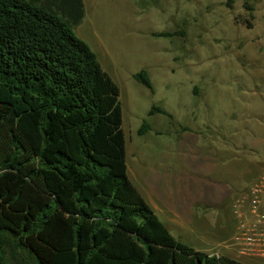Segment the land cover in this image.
Segmentation results:
<instances>
[{"label":"trees","instance_id":"obj_1","mask_svg":"<svg viewBox=\"0 0 264 264\" xmlns=\"http://www.w3.org/2000/svg\"><path fill=\"white\" fill-rule=\"evenodd\" d=\"M84 9L0 0V264H249L179 240L130 180L119 87L73 31Z\"/></svg>","mask_w":264,"mask_h":264},{"label":"rangeland","instance_id":"obj_2","mask_svg":"<svg viewBox=\"0 0 264 264\" xmlns=\"http://www.w3.org/2000/svg\"><path fill=\"white\" fill-rule=\"evenodd\" d=\"M83 2L84 15L73 31L119 87L130 180L146 198L143 184L176 170L196 183L225 179L228 195L195 206L201 216L190 220L191 230L154 211L175 237L198 250L264 264V256L240 254L231 239L233 201L264 164V0ZM141 68L153 90L133 78ZM153 105L171 117L150 113ZM143 121L149 128L139 133ZM234 124L238 141L228 135ZM194 136L191 149L181 147ZM214 149L219 167L205 176L192 162L204 161L203 153Z\"/></svg>","mask_w":264,"mask_h":264},{"label":"crops","instance_id":"obj_3","mask_svg":"<svg viewBox=\"0 0 264 264\" xmlns=\"http://www.w3.org/2000/svg\"><path fill=\"white\" fill-rule=\"evenodd\" d=\"M235 121L240 124L238 120ZM229 130L230 132L228 135L234 136L235 138L237 137L236 140L238 141L239 129L236 124L232 125ZM195 141L196 137L194 136L188 144H182L181 147L184 149H191V146ZM256 144H259V141L252 142V145ZM219 150L221 152L220 158L223 159L225 156L223 157L222 155H224L223 151L225 149H223L222 146ZM215 153L216 149L212 152L208 150L206 153H203L205 154V157L202 156V158L204 157L205 160L192 162V167L205 176L213 173L215 169H218L219 167L218 161L214 157ZM228 156H230V153ZM263 169L264 164L261 166L258 173L254 175L250 184L258 178ZM175 173V176L165 174L160 176L159 179L158 177L154 178L152 182H146L145 185H142V190L146 198L150 200V206L153 210L159 211L160 214L165 216L166 220L174 226L191 230V226L189 225L190 220L196 216H201V214L195 209V206L200 208L202 204L206 205L209 201L219 202L223 195H228L227 185L229 184L222 178L206 179L202 183H196L187 176L180 177V175H178L179 171L177 170ZM172 178H174V180H172ZM170 179L172 182L169 181ZM146 198L144 199L146 200ZM234 217L236 218V216ZM234 223L235 227L236 221Z\"/></svg>","mask_w":264,"mask_h":264},{"label":"built area","instance_id":"obj_4","mask_svg":"<svg viewBox=\"0 0 264 264\" xmlns=\"http://www.w3.org/2000/svg\"><path fill=\"white\" fill-rule=\"evenodd\" d=\"M233 202L236 226L232 242L240 254L264 256V169Z\"/></svg>","mask_w":264,"mask_h":264}]
</instances>
